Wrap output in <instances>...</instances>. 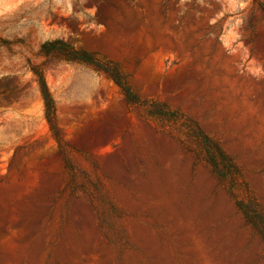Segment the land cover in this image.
Returning <instances> with one entry per match:
<instances>
[{
    "label": "rangeland",
    "instance_id": "1",
    "mask_svg": "<svg viewBox=\"0 0 264 264\" xmlns=\"http://www.w3.org/2000/svg\"><path fill=\"white\" fill-rule=\"evenodd\" d=\"M0 264H264V0H0Z\"/></svg>",
    "mask_w": 264,
    "mask_h": 264
},
{
    "label": "trees",
    "instance_id": "2",
    "mask_svg": "<svg viewBox=\"0 0 264 264\" xmlns=\"http://www.w3.org/2000/svg\"><path fill=\"white\" fill-rule=\"evenodd\" d=\"M40 53L50 59H56L70 63H81L93 67L97 71L105 74L120 89L127 103L131 105L139 104L138 99L132 94L129 87L124 83L122 76L116 68L112 67L108 63L96 60L85 52L75 50L67 41L63 39L47 41L41 45ZM32 72L38 77L39 91L44 101L47 122L53 131L54 137L58 139V131L54 124L55 109L50 94L48 92V88L46 86L43 74L41 71H37L36 69H32ZM213 150L215 149H212V147H208V162L212 167V171L222 181L227 182V180H229L232 176L230 165L225 166L226 170H224V168L221 167L219 159H223V161L227 164H229L230 161L219 149H217L219 155L216 151Z\"/></svg>",
    "mask_w": 264,
    "mask_h": 264
}]
</instances>
